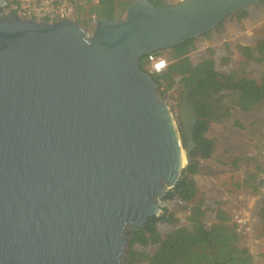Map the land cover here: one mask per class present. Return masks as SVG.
I'll list each match as a JSON object with an SVG mask.
<instances>
[{
  "label": "water",
  "instance_id": "95a60500",
  "mask_svg": "<svg viewBox=\"0 0 264 264\" xmlns=\"http://www.w3.org/2000/svg\"><path fill=\"white\" fill-rule=\"evenodd\" d=\"M260 1L135 0L93 31L0 11V264H125L197 146V82L181 131L141 58Z\"/></svg>",
  "mask_w": 264,
  "mask_h": 264
},
{
  "label": "trees",
  "instance_id": "16d2710c",
  "mask_svg": "<svg viewBox=\"0 0 264 264\" xmlns=\"http://www.w3.org/2000/svg\"><path fill=\"white\" fill-rule=\"evenodd\" d=\"M134 1L100 0L95 5L78 4L75 21L93 31L100 18L122 19V13H126ZM150 1L157 7L171 5L167 0ZM253 5L264 8V0ZM0 11H4L1 6ZM249 14V8L237 10L203 35L213 36L223 30L230 18L244 19ZM254 34L259 37L255 44L240 46L242 68L229 72L217 68V59L228 65L229 56L217 53L216 46L204 51L194 50L196 38L154 51L157 55L167 53L168 66L160 73L151 72L148 55L141 58V68L158 82L159 93L168 105V97L172 95L179 106L184 92L197 82L191 95L199 113L194 130L197 146L192 149L190 164L183 169L179 181L165 194L163 200L167 204L161 214L149 218L144 229L128 228L125 264H255L254 255L242 242L238 224L224 207L225 201L209 200L195 178L203 160L210 159L215 152L216 141L207 135L212 124L231 118L234 108L247 111L264 106V72L253 76L245 68L251 61L264 63V22L254 29ZM218 54L222 56L216 59ZM178 124L182 131L181 122ZM182 138L187 146L183 133ZM242 160L236 157L232 163L236 166ZM262 170L259 166L250 172L243 186L259 191L264 185ZM259 211L264 220V200Z\"/></svg>",
  "mask_w": 264,
  "mask_h": 264
},
{
  "label": "rangeland",
  "instance_id": "374dc122",
  "mask_svg": "<svg viewBox=\"0 0 264 264\" xmlns=\"http://www.w3.org/2000/svg\"><path fill=\"white\" fill-rule=\"evenodd\" d=\"M167 1L178 4L180 0ZM248 8L250 14L246 18H230L222 31L210 37L200 35L194 42L196 51L216 46L217 53L229 56L228 65L218 58L222 55L216 56L220 71L241 69L244 61L240 46L253 45L259 39L254 29L264 22V8L254 5ZM125 15L122 13V18ZM160 56L167 58L166 51ZM245 68L253 76H259L264 72V63L251 61ZM168 101L178 123L179 106L172 95ZM207 135L216 141V148L210 159L203 160L201 171L195 176L197 185L209 200L225 201L224 207L238 224L242 242L254 255L255 264H264V220L259 211L264 200V185L259 191H254L242 184L259 166L263 169L261 174L264 178V106L247 111L234 108L232 117L213 123ZM236 157L243 160L235 166L232 162Z\"/></svg>",
  "mask_w": 264,
  "mask_h": 264
},
{
  "label": "built area",
  "instance_id": "2783aa9c",
  "mask_svg": "<svg viewBox=\"0 0 264 264\" xmlns=\"http://www.w3.org/2000/svg\"><path fill=\"white\" fill-rule=\"evenodd\" d=\"M183 1L185 0H180L179 3ZM86 2L95 5L100 0H6L1 7L6 13L15 10L22 18L52 22L61 19L75 20L77 5ZM148 60L152 73L166 70L169 63L166 57L153 52L148 54ZM166 204L164 201V205Z\"/></svg>",
  "mask_w": 264,
  "mask_h": 264
},
{
  "label": "bare ground",
  "instance_id": "6f19581e",
  "mask_svg": "<svg viewBox=\"0 0 264 264\" xmlns=\"http://www.w3.org/2000/svg\"><path fill=\"white\" fill-rule=\"evenodd\" d=\"M183 160H184V162L187 161V158H186V154H185V152L183 153Z\"/></svg>",
  "mask_w": 264,
  "mask_h": 264
}]
</instances>
